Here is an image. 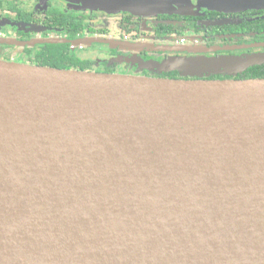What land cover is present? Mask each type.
I'll use <instances>...</instances> for the list:
<instances>
[{"label":"water","instance_id":"water-1","mask_svg":"<svg viewBox=\"0 0 264 264\" xmlns=\"http://www.w3.org/2000/svg\"><path fill=\"white\" fill-rule=\"evenodd\" d=\"M61 1L138 18L264 10ZM43 43L87 41L29 45ZM260 65L171 58L159 68L183 79H158L0 61V264H264V79L235 78Z\"/></svg>","mask_w":264,"mask_h":264},{"label":"flooded vegetation","instance_id":"flooded-vegetation-1","mask_svg":"<svg viewBox=\"0 0 264 264\" xmlns=\"http://www.w3.org/2000/svg\"><path fill=\"white\" fill-rule=\"evenodd\" d=\"M76 7L61 0H0V54L19 55L21 46L23 52L29 49L31 60H35L37 52L47 43L29 45L32 41L85 40L86 44L78 46L70 43V51L90 66L100 64L113 69L101 74H119L118 70H125L128 72L125 75L158 79H183L179 72L159 74L158 64L171 58H247L264 54V10L226 14L201 9L195 15L138 18L126 13L118 16L93 13ZM53 10L59 11L60 17L63 14L76 17V24L87 26L85 33L73 38L69 30L54 28L48 20ZM110 19L119 21L116 31L110 28L113 22ZM99 22L104 25L100 27ZM127 30L130 35L124 36ZM5 60L8 59L0 58ZM154 69L157 76L150 72ZM209 79L231 77L213 75Z\"/></svg>","mask_w":264,"mask_h":264},{"label":"trees","instance_id":"trees-1","mask_svg":"<svg viewBox=\"0 0 264 264\" xmlns=\"http://www.w3.org/2000/svg\"><path fill=\"white\" fill-rule=\"evenodd\" d=\"M62 14V13H61ZM64 16L60 17L59 11L53 10L51 11L48 20L51 21L55 27L59 29L69 30V34L72 35L73 38H76L78 34L85 33V25L82 23L76 24V17L72 16ZM24 19V18H21ZM124 36L130 35V31L127 30L124 32ZM70 43H59V44H45L42 45L41 50L37 52L35 62V66L42 67H50L55 69L62 70H78V71H86L90 72L84 67H75L73 63L81 60L77 56L72 55L70 51ZM82 62V61H81ZM89 63L84 62L83 66H87ZM34 65V64H31ZM112 74V73H111ZM236 79H264V66H254L248 72L244 74H239Z\"/></svg>","mask_w":264,"mask_h":264},{"label":"rangeland","instance_id":"rangeland-1","mask_svg":"<svg viewBox=\"0 0 264 264\" xmlns=\"http://www.w3.org/2000/svg\"><path fill=\"white\" fill-rule=\"evenodd\" d=\"M116 18V17H115ZM117 19V18H116ZM110 20H112L113 22H110V24H109V26H110V28L113 30V31H116L117 29H118V27L117 26H119V24H118V20H116L117 21V23L115 22V20L114 19H110ZM99 25H100V27H102L103 25H104V23L103 22H99ZM117 25V26H116ZM15 47H18V46H15ZM20 48L21 49H19L20 50V52H21V54H0V58H6V59H8V60H5V61H8V62H14V63H18V64H25V65H31V64H37L36 62H35V60L33 59V60H31V53H30V50L28 49L26 52H23L22 50H23V48L20 46ZM90 49V46L89 47H87V50L88 51H90L89 50ZM35 53L36 52H34L33 53V55H35ZM82 54H85L84 52L82 53ZM12 59V60H11ZM82 61V62H81ZM84 61L85 60H78V61H76V62H74L73 63V66H74V68L75 67H84L85 69H87V70H92L93 72H95V73H104L105 71H108V70H112L113 71V69H111V68H106L105 66H103V65H87V66H83V63H84ZM150 72L153 74V75H156L157 76V70L156 69H154V70H150ZM159 74H163V73H165V72H163L161 69H159ZM117 73H119L120 75H125V74H128V72H126L125 70H118V72ZM182 76V75H181Z\"/></svg>","mask_w":264,"mask_h":264}]
</instances>
